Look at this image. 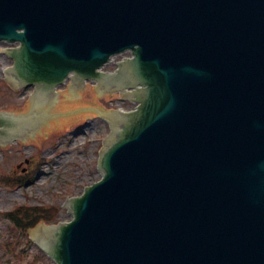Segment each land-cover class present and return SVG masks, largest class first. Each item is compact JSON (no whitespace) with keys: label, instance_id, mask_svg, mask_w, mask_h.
I'll return each mask as SVG.
<instances>
[{"label":"water","instance_id":"1","mask_svg":"<svg viewBox=\"0 0 264 264\" xmlns=\"http://www.w3.org/2000/svg\"><path fill=\"white\" fill-rule=\"evenodd\" d=\"M1 42L19 44L4 79L34 88L29 115L0 112L3 144L37 128L17 142L44 150L117 110L66 88L33 120L69 78L138 103L109 114L100 181L63 205L73 219L34 231L57 264H264V0H0Z\"/></svg>","mask_w":264,"mask_h":264},{"label":"rangeland","instance_id":"2","mask_svg":"<svg viewBox=\"0 0 264 264\" xmlns=\"http://www.w3.org/2000/svg\"><path fill=\"white\" fill-rule=\"evenodd\" d=\"M4 47L0 44V111L23 106L30 94V90H14L4 79V71L12 63L2 53ZM127 56L124 54L117 60ZM105 69L113 71V63ZM66 86L62 85L60 91L66 90ZM108 99L110 103L104 104L105 109L135 107L132 102L121 100L116 93ZM108 135V122L90 117L60 133L56 143L47 149L41 150L35 143L23 145L17 141L0 147V264H55L39 250L32 238L30 231L38 225H50L36 214L54 218V222L72 219L63 205L67 198L79 196L85 186L101 177L97 168L98 152ZM26 161L31 162V168L28 169ZM19 207L16 216H20L24 227H30L27 233L32 245L28 250L20 249L22 240H17L24 237H16L17 230L6 218V213ZM26 222L32 224L25 225Z\"/></svg>","mask_w":264,"mask_h":264},{"label":"flooded vegetation","instance_id":"3","mask_svg":"<svg viewBox=\"0 0 264 264\" xmlns=\"http://www.w3.org/2000/svg\"><path fill=\"white\" fill-rule=\"evenodd\" d=\"M74 86L78 89L79 94L85 93L87 91H91L93 93L96 92L95 86L93 85V83H89V81L86 82L85 84H77ZM58 89H59V87H58ZM109 93L110 92H107V93H105V95L109 97L110 96Z\"/></svg>","mask_w":264,"mask_h":264},{"label":"trees","instance_id":"4","mask_svg":"<svg viewBox=\"0 0 264 264\" xmlns=\"http://www.w3.org/2000/svg\"><path fill=\"white\" fill-rule=\"evenodd\" d=\"M34 214H36V213H34ZM36 215H39V216H37V218H41V219H43L45 222H47V223H54V218H47L48 216H44V215H41V214H36ZM11 219V218H10ZM20 218L18 217V216H13V218L11 219L15 224H16V226L20 229L21 227H23V223H21L20 221L21 220H19ZM36 223V222H35ZM29 224H32V223H27L26 222V224L25 225H29Z\"/></svg>","mask_w":264,"mask_h":264},{"label":"bare ground","instance_id":"5","mask_svg":"<svg viewBox=\"0 0 264 264\" xmlns=\"http://www.w3.org/2000/svg\"><path fill=\"white\" fill-rule=\"evenodd\" d=\"M106 66H108V65H106Z\"/></svg>","mask_w":264,"mask_h":264}]
</instances>
